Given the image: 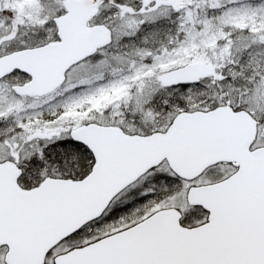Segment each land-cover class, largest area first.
<instances>
[{
    "label": "snow or ice",
    "instance_id": "1",
    "mask_svg": "<svg viewBox=\"0 0 264 264\" xmlns=\"http://www.w3.org/2000/svg\"><path fill=\"white\" fill-rule=\"evenodd\" d=\"M0 264H264V0H0Z\"/></svg>",
    "mask_w": 264,
    "mask_h": 264
}]
</instances>
